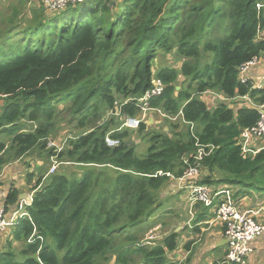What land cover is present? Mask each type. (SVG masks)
Instances as JSON below:
<instances>
[{
    "label": "trees",
    "instance_id": "obj_1",
    "mask_svg": "<svg viewBox=\"0 0 264 264\" xmlns=\"http://www.w3.org/2000/svg\"><path fill=\"white\" fill-rule=\"evenodd\" d=\"M9 5L0 13V171L34 150L86 169L26 175L35 181L31 221L1 234L0 245L8 240L0 264H189L190 256L168 260L180 251L178 234L154 241L150 231L165 224L157 215L171 213L161 193L191 167L200 170L195 184L230 189L240 209L253 198L264 206V150L241 149L243 131L261 119L264 89L240 80L245 64L264 61V0H83L60 11L43 0ZM159 52L178 68L155 72ZM155 80L164 92L149 106L169 132L142 123L137 132L149 146L139 155L120 129L140 116L139 100ZM59 124L78 132L60 152L49 145ZM107 136L119 146L109 147ZM19 198L12 188L5 211ZM193 209L202 212L194 224L210 219L202 203ZM16 244L28 256L23 262Z\"/></svg>",
    "mask_w": 264,
    "mask_h": 264
},
{
    "label": "built area",
    "instance_id": "obj_2",
    "mask_svg": "<svg viewBox=\"0 0 264 264\" xmlns=\"http://www.w3.org/2000/svg\"><path fill=\"white\" fill-rule=\"evenodd\" d=\"M46 7L53 9L54 11L63 10L69 3L82 2L83 0H43ZM258 59L255 58L249 63L245 64L241 68L240 80L243 84L252 83L253 89H264V72L256 80L252 71L258 66ZM154 87L149 90L145 96H143L139 102L141 107L140 116L145 117L146 113L150 110L149 102L154 97H159L164 92V85L160 80L153 82ZM236 100V99H235ZM249 101L248 97L243 99ZM234 101V100H233ZM229 102V101H226ZM151 112V111H150ZM161 114V113H160ZM261 119L258 124L252 128L244 130L241 135V149L244 153L256 154L261 150H264V109L260 111ZM162 115V114H161ZM139 117L126 118L122 124L120 130L137 129L142 123ZM164 116V115H162ZM165 117V116H164ZM255 142H262L259 146H255ZM106 143L109 147H117L120 142L112 139L110 136L106 137ZM51 146V144H49ZM59 152L61 149L58 150ZM198 160L202 159V153L197 157ZM56 167L51 168V173H54ZM198 167L189 168L186 173L181 177L182 184H185V188L189 189V202H190V215L191 219L194 216V205L202 203L205 208L211 209L215 215V221L220 226H227L225 231V237L227 240V254L224 260V264H247L251 254L253 253L252 242L259 236H264V222L258 221L259 217L264 214V207H260L253 213L249 214L238 206L235 205L233 200L232 191L230 189H224L215 191L212 188L200 186L195 184L196 178L199 175ZM1 184V175H0ZM3 188L0 185V196H3ZM33 194L20 200L15 206L14 211L10 217H7L5 207H0V234L11 226L17 225L21 219L28 218L31 221V217L28 212V208L31 206ZM259 216L256 220V216ZM207 223V222H204Z\"/></svg>",
    "mask_w": 264,
    "mask_h": 264
},
{
    "label": "rangeland",
    "instance_id": "obj_3",
    "mask_svg": "<svg viewBox=\"0 0 264 264\" xmlns=\"http://www.w3.org/2000/svg\"><path fill=\"white\" fill-rule=\"evenodd\" d=\"M17 0H0V13H3L6 9H8L10 3L16 2ZM14 5V4H12ZM34 6H31V8ZM260 38H264V32H262L259 35ZM164 53V52H163ZM161 53L159 52V54L156 55V59L153 62V69L155 72H158V70L166 68V67H176L178 68L179 63H176V61L174 60L173 55L170 54H166V53ZM181 85V84H180ZM177 88H180V86H178ZM2 104V100H0V105ZM238 104V103H236ZM241 104V103H240ZM151 111V112H150ZM146 113L145 117H143L142 115L140 116V120L141 123H145L147 125V130L150 132H157V133H162V132H169V128H168V124L164 121V116H162L160 113L161 112H155V110H150ZM63 116V114H62ZM140 127V126H139ZM139 127L137 129H128V131L130 132L131 135V142L135 143L134 145L136 146V150L138 152L139 155H145L147 150H148V146L149 143L147 140L143 139V135H140L137 131L139 129ZM59 132L54 135L51 136V138L49 139V144H51L50 147L53 148H57V150L63 148L66 146V143L69 139H71L72 137H74L78 132L73 128V127H66V125H62L59 124ZM127 131V129H126ZM24 162L26 163V165H29L28 167H36V173L37 175H39L40 171H46L48 173V175H54L57 173H66L68 176L71 175H82L80 172L83 171V167H78L76 165H72V164H68V163H62L59 162L56 158H51L49 160L46 159V152L43 153H39L38 150H34L32 153H30L29 155H26L24 158ZM33 163L32 166H30V163ZM55 166L56 170L54 173H51V168ZM89 169H93L99 172H106L107 174H109L111 177H115L116 176V171L114 169L108 168V167H90ZM26 181H27V177H26ZM3 190V189H2ZM184 195H186V200H188V195H189V189H185L182 190L181 192H179L177 195H168L165 191L161 193V205H162V210L169 212L170 210H172L171 213H175L176 214V218L177 220H172L173 217L169 218L168 215L166 217H161V215H157L158 217H160L161 222H164V226L162 228L160 227H156L155 229L150 231L151 237L152 239L155 241V239H163V237L167 234L170 233H177L179 234V238H181L182 240L184 239L185 241H183V243L180 245V249L181 251H183V247L186 243H188L191 240H187L185 237L187 235L186 230H188V227L185 226L186 221L189 220L192 221L193 218L191 219V215H190V208H189V213L187 212H182V209H178V205L179 203H181V200L184 199ZM190 204V202H189ZM264 207V206H263ZM247 212V211H245ZM169 213V214H171ZM193 213L195 214V211H193ZM209 213L212 214V210H209ZM248 213V212H247ZM249 213H253L252 211ZM248 213V214H249ZM189 214V215H188ZM250 217H252L249 214ZM154 218V217H153ZM256 218V217H255ZM174 221L172 224H169L170 221ZM256 220H258L256 218ZM260 221V220H258ZM264 222V221H262ZM145 224H151V221H145ZM179 227H181V229H179ZM178 230V231H177ZM11 235V234H10ZM262 237L264 236H259L257 238L254 239V241L252 242V245L258 240V239H262ZM8 240V239H7ZM7 240L3 239V243L0 245V253L4 250V247L7 243ZM160 241V240H158ZM180 241V240H179ZM23 245L21 244H16V252L18 255H20V251L22 250ZM256 252V249L253 248V253L250 256H253V262L247 261V264H264V239L261 240V244H260V249L257 250V255H254V253ZM180 252L178 251L177 253L175 252L174 256L172 257L171 260H169L170 262H180V258H174L176 256V254H179ZM28 256L27 255H20L16 258L17 262H23ZM109 264H115V259L112 260L111 263Z\"/></svg>",
    "mask_w": 264,
    "mask_h": 264
},
{
    "label": "crops",
    "instance_id": "obj_4",
    "mask_svg": "<svg viewBox=\"0 0 264 264\" xmlns=\"http://www.w3.org/2000/svg\"><path fill=\"white\" fill-rule=\"evenodd\" d=\"M263 72H264V61L260 63L252 71V75L256 80H258V78ZM244 101L245 100H240V99L234 100V102H239V103L244 102ZM254 144L257 147L260 144H262V142H255ZM24 160L25 159H22L13 164L7 165L4 168H2V170L0 171L1 183H2V188L4 192L3 196H0V207H5L7 194L12 188L20 192L19 201L26 198L28 195L32 193L30 189L35 184V181L33 179V181L29 184L26 181V175L29 173L35 172L36 167L32 166L33 163L31 162L30 166L32 167L29 168L28 167L29 165H26ZM185 187H186L185 184H182V183L179 186L171 183V185L166 188L165 192L168 195L174 196V195H177L182 190H185L186 189ZM187 198L188 200H186V195H184V199H182L181 203H179L178 209H182V212L189 213V208H190L189 195ZM252 201L251 200L243 201V206H241L243 211L255 212L260 207H263L261 206L262 205L261 200L253 198ZM13 211H14V207L7 213L8 218L10 217ZM169 212H172V210H170ZM199 215H202V212H197L196 210L194 214V218L197 219V216ZM208 216H211L210 219H208V221L203 220L204 222H207V223L200 222V223L194 224V222L192 221L190 222L189 220L186 221L185 226L188 227V230H186L188 237L186 236L185 238L187 240L194 241V243L192 244L190 251L188 252L184 250L181 251L180 245L185 240L184 239L182 240L181 238H179L180 241H179L178 248L180 250L179 251L180 253L176 254V256L174 257L175 259L180 258V260L183 261L184 259H187L190 256L191 262L189 264H212L215 260L225 257L226 252H227V240L225 237V232H223L222 227L218 223H216V221L214 220L215 219L214 214L209 213ZM168 217L169 218L173 217L172 220H177L175 213L169 214ZM258 217L259 216L257 215L256 218ZM258 219L260 221H264V214H262V216L259 217ZM157 220L158 218L154 217L150 221L154 222ZM172 220L170 221L169 224H172L174 222ZM179 229H181V227H179ZM9 230L10 229H6L5 231L9 233L10 232ZM263 239L264 237H262V239L261 238L258 239L252 245L253 248L256 249V252L254 253V255H257V250L260 249L261 240ZM0 242H2V240ZM219 249L220 251H217ZM174 254H168V260H171ZM250 261L253 262V256L251 257Z\"/></svg>",
    "mask_w": 264,
    "mask_h": 264
},
{
    "label": "clouds",
    "instance_id": "obj_5",
    "mask_svg": "<svg viewBox=\"0 0 264 264\" xmlns=\"http://www.w3.org/2000/svg\"><path fill=\"white\" fill-rule=\"evenodd\" d=\"M57 149V148H56ZM63 148H61V150H62ZM31 194H33L34 195V193H31ZM30 194V195H31ZM29 196V195H28ZM210 210V209H209ZM8 213V212H7ZM212 214H214V213H212ZM215 216V215H214ZM19 223V222H18ZM18 225V224H17ZM17 225H14V226H11V227H9V228H7V229H10L9 231V233H7L6 231L5 232H3V234H8V235H10L11 234V231H12V229L14 228V227H16ZM0 236H1V234H0ZM0 240H1V238H0Z\"/></svg>",
    "mask_w": 264,
    "mask_h": 264
},
{
    "label": "water",
    "instance_id": "obj_6",
    "mask_svg": "<svg viewBox=\"0 0 264 264\" xmlns=\"http://www.w3.org/2000/svg\"><path fill=\"white\" fill-rule=\"evenodd\" d=\"M177 89L179 90L180 88H177ZM172 183H173L174 185L179 186V185L181 184V181H180V180H174Z\"/></svg>",
    "mask_w": 264,
    "mask_h": 264
}]
</instances>
